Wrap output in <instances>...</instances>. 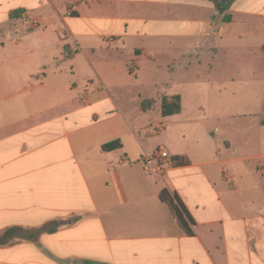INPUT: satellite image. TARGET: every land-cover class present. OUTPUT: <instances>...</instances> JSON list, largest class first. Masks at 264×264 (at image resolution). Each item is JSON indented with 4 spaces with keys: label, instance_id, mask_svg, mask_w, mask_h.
<instances>
[{
    "label": "crops",
    "instance_id": "crops-1",
    "mask_svg": "<svg viewBox=\"0 0 264 264\" xmlns=\"http://www.w3.org/2000/svg\"><path fill=\"white\" fill-rule=\"evenodd\" d=\"M228 14L214 0H0V234L71 222L0 246V264H264V116L258 154L229 123L264 105V0ZM143 62L178 65L164 93L143 91L160 88L139 84ZM164 98L180 111L164 116ZM158 148L163 176L143 164Z\"/></svg>",
    "mask_w": 264,
    "mask_h": 264
},
{
    "label": "trees",
    "instance_id": "trees-1",
    "mask_svg": "<svg viewBox=\"0 0 264 264\" xmlns=\"http://www.w3.org/2000/svg\"><path fill=\"white\" fill-rule=\"evenodd\" d=\"M236 2V0H214L215 6L217 11L224 15L223 16V22L229 23L232 20L231 15L228 14L230 8L232 5ZM68 50V48H66ZM264 51V46H263ZM147 103H150L151 105L154 104L153 101H149ZM144 108H146V105L143 104ZM180 99L179 98H173L171 100H167V98H164L163 104H162V113L164 116H169L174 113H178L180 111ZM120 144L118 142H112L109 144H106L103 146L105 150H112L116 147H119ZM177 159L178 163H184L182 159ZM160 200L168 205L170 210L172 211L174 217L177 219L178 225L180 228L190 236L195 235L194 231V221L191 218L190 214L188 213L186 207L178 197V195L175 192H172L168 189H164L160 193ZM68 222H53L51 227L48 228H36V229H24L22 227H12L7 229L5 232L0 234V246H7V245H13L17 241L26 239L30 241H36L38 240L39 236L44 233L45 231H48L50 233L55 232L61 225L63 224H69Z\"/></svg>",
    "mask_w": 264,
    "mask_h": 264
},
{
    "label": "rangeland",
    "instance_id": "rangeland-1",
    "mask_svg": "<svg viewBox=\"0 0 264 264\" xmlns=\"http://www.w3.org/2000/svg\"><path fill=\"white\" fill-rule=\"evenodd\" d=\"M190 42L193 44L195 42H197V38L195 39H191ZM171 58L173 57V55L170 56ZM188 57V56H187ZM186 57V58H187ZM141 65V64H140ZM211 65L214 66L212 64V62L208 63H203V65L201 67H199V72L202 76V79L204 82L210 84L211 81L214 80V71L211 69ZM137 68L139 67L138 62L136 63ZM170 67H174V68H179L178 65H173V64H156V65H149L147 63L143 62V68L142 70H138L136 68L135 73L138 74V79H139V84L144 82L143 79L148 76L151 77L153 80L155 79L158 84L160 85V88L157 87H144L142 88L143 91L151 96H156L158 95L156 91H160L162 93L165 92V86H163V84L165 85L166 83V77L167 75H170V72L168 71V69ZM193 74V73H191ZM133 80L135 79V77H131ZM177 82V80H176ZM126 89H122V91H126ZM131 90V96L127 98L126 102L129 101H133L136 98V94L138 93L139 90H137L136 88H131L128 89ZM162 95V94H161ZM148 101H144L143 104L146 105ZM21 116V114H19ZM264 116V105L263 107L260 109V112L257 111H242L240 110V112L238 113V116L232 120L229 121L230 124L234 125L235 130V137L233 138L234 141H237L236 143H238L239 145L242 146H246V149L251 152V153H261L263 151V146L261 143H259V137L260 134H254V131H256V129H254L255 126H257L258 120L260 118H262ZM152 117V121H157L158 120V114L155 112L151 115ZM237 124V125H236ZM236 125V126H235ZM237 131V132H236Z\"/></svg>",
    "mask_w": 264,
    "mask_h": 264
},
{
    "label": "built area",
    "instance_id": "built-area-1",
    "mask_svg": "<svg viewBox=\"0 0 264 264\" xmlns=\"http://www.w3.org/2000/svg\"><path fill=\"white\" fill-rule=\"evenodd\" d=\"M143 164L148 172L163 176L166 168L173 164V162L168 151L164 148H158L144 156Z\"/></svg>",
    "mask_w": 264,
    "mask_h": 264
}]
</instances>
